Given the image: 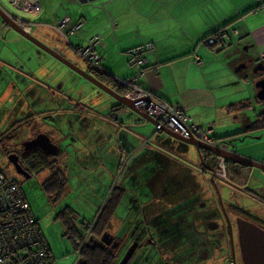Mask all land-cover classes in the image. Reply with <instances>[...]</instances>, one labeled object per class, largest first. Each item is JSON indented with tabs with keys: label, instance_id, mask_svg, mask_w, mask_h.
Segmentation results:
<instances>
[{
	"label": "crops",
	"instance_id": "obj_1",
	"mask_svg": "<svg viewBox=\"0 0 264 264\" xmlns=\"http://www.w3.org/2000/svg\"><path fill=\"white\" fill-rule=\"evenodd\" d=\"M36 1L38 8L32 13H35L39 19L41 17L47 20L52 19V21L41 20L40 23L53 24L64 17H69L67 12L58 8V0L54 2L56 10L50 7L53 5L52 0ZM69 1H76L84 5L92 4L88 8L79 7L82 10L83 21L86 20L88 13H92L95 9L93 3H97L93 2L95 0ZM115 1L109 0V4L104 6L113 15L115 28L113 27L114 30H104L103 28L99 32L98 36L101 39L97 50L101 54V67L113 77L127 78L137 75V83L141 88L170 105L180 108L192 122L211 128L215 144H223L229 139L234 141L237 138L246 142L247 138H251L248 137V134L240 135L238 133L257 118L260 111L253 112L249 116L244 113L237 115V110L243 109L238 107V103L241 101H248L246 107H249L251 99L258 100L257 89L252 84L255 82V78L250 68L251 62L264 53V6H258L255 0H129L127 6L130 11L125 15L126 20L127 18L129 20L130 17L132 20L131 22L126 21L124 24L122 13L120 11L113 12L110 8ZM77 10L79 11V9ZM104 13L100 11L99 7L97 8L96 14L104 15ZM81 23H77L74 27H79ZM124 25L128 27V30H124L126 28ZM139 25L148 27V29L139 31L137 29ZM4 26L6 25L4 24ZM33 26L30 31L32 35H34ZM220 27H223L225 31L224 40L213 46L203 44L202 37ZM6 28L11 30L7 26ZM232 30H236V32L233 33ZM90 36H87V40L82 44L79 43L73 47L86 46L92 37ZM43 39L47 38L43 36ZM235 40L237 41L233 43ZM44 41L47 46L56 49L65 58H69L66 49L52 44L51 41ZM146 43L152 44L153 47L142 53L145 62L142 66V73H139L138 69L129 64L127 51ZM238 48L250 53L245 54L244 57H225L226 53L228 55L231 50L235 51ZM194 56L200 59L199 63L194 61ZM219 56H222L220 65L216 63ZM55 60L53 61L46 53H43L42 49L13 30L4 34L0 30V135L12 125L14 127L19 125L15 132L17 136L20 133L23 134L22 129H30L31 126L39 124L38 120L45 115L59 117L61 119L58 120L60 128V123L63 120H65L64 123L72 125L69 134H76V131L83 132L82 129L86 128L91 133L90 142H93L94 145L96 143L101 145V140L104 139V146L109 145L108 153L116 165V171L124 169L126 163L134 157H138L140 160L148 154H157L161 158V162L172 164L171 167L167 166L168 171L173 169V165L182 169L187 183L189 182L188 190L191 191V178H196L191 170L190 162L187 161L188 158L184 154V151L190 148L188 145L171 138L162 131H155V128L150 126V124L153 126L154 124L141 118L125 106L118 111L109 113L111 106L115 105L117 101L109 97V99H103V93L95 91L96 89L91 88L82 93H70L68 90L70 79L77 81L80 76L76 73L78 77L71 75L72 70L66 66L68 70H71L67 75L68 70L63 68L64 64ZM236 65L240 66L234 68ZM65 74L66 78L63 76ZM54 76L56 77L54 78ZM223 76H226L228 81L221 84L231 86L230 90L234 88L232 92L224 91L222 93L219 88L220 84L217 85L216 79ZM60 78L61 81H59ZM246 78L251 81L248 88ZM247 92L249 94H246ZM233 95L238 98L232 99ZM96 100L99 101L96 102ZM92 103L95 108L91 107ZM96 106L100 108L96 109ZM111 113L115 115V118L109 117ZM66 127V125L62 126L60 130L59 128L51 129L56 133L55 135L59 136L55 139L62 140V137L66 136L61 132ZM46 131L45 134H47ZM105 131L108 134L105 135ZM48 133L50 132L48 131ZM261 136L262 134H259L258 137H254L258 144L254 150H242L237 147L234 149L239 155L264 164V147H262L264 142H260ZM15 137L8 144L11 147L12 142L17 140ZM145 138L149 141L142 145V139ZM54 144L60 149L56 142ZM91 146L89 145L87 148H92ZM64 156L65 151L60 154L58 162L64 167L65 175H67L68 167L65 166ZM91 158V162L85 161L83 158L86 166V163H94L92 160L95 159L92 157V153ZM197 168L199 171V173L196 172L197 180L199 176L206 179L198 164ZM253 169L254 167H251L246 185L237 190L264 204V183L257 184L255 179L250 178L254 172ZM155 171L152 169L151 173ZM215 176L219 177L220 175ZM67 184L64 194L67 191ZM117 185L114 182L109 190L112 186L117 187ZM156 185L159 186V184ZM134 186H131L132 190ZM140 186L138 184V187ZM126 190H128L127 187H125ZM155 200L156 198L141 204L145 206L146 202H155ZM229 201L232 203V199ZM119 203L121 205L123 202L120 200ZM124 203L126 202L124 201ZM125 205L127 206L128 203ZM69 206L71 205L69 204ZM83 222L90 223L86 220Z\"/></svg>",
	"mask_w": 264,
	"mask_h": 264
},
{
	"label": "rangeland",
	"instance_id": "obj_2",
	"mask_svg": "<svg viewBox=\"0 0 264 264\" xmlns=\"http://www.w3.org/2000/svg\"><path fill=\"white\" fill-rule=\"evenodd\" d=\"M55 0H52V4L50 7H52L54 10H56V6L54 4ZM58 8H62L67 14L69 15V20L67 21L66 26L62 27V32L66 34V37L62 35L61 32L54 30L50 24L47 23H40L41 20H47L41 17L40 19L37 18L36 14L32 12H27L20 10L16 8L9 0H0V6L1 8L9 13L14 15L16 18L21 19L24 22H31L33 26V34L34 36L42 41L44 44H46L44 40H47V42H52V44H57L64 49H66L68 52V59L77 65L78 67L82 69L87 68V63L77 55V53L74 50V47L76 44H82V42L87 40V36H94V35H100L99 32L101 29L104 28L107 30H114L113 24L115 23V20L113 19V15L111 14L110 10H106L104 6L106 7L109 4V0H95L93 2H97L96 4L93 3V6H95V9L92 11V13H88V16L85 21L82 20V10L80 8L86 7L88 8L92 4H80L76 1H69V0H58ZM129 0H116L114 5L112 4L110 6L111 10L113 12L120 11L122 15L124 16L122 18V22L126 24V21L132 20V17L130 19L126 20V13L130 11L129 6ZM80 7V8H79ZM100 8V11L104 13V15L96 14L97 8ZM79 9V11L77 10ZM102 9V10H101ZM95 11V12H94ZM108 11V12H107ZM55 14V12H54ZM109 16V18H108ZM117 20V19H116ZM47 21H52V19H49ZM61 21V20H60ZM54 22V21H53ZM80 26L77 29H74V25L77 23H80ZM34 23V24H33ZM136 25V23H134ZM114 27V28H113ZM124 27H126L124 25ZM139 31H145L148 29V27H143L142 25H139L137 28ZM0 30H2V34L5 32L8 33L11 30H8L6 26L2 23V20L0 18ZM124 30H128V27L124 28ZM135 35V33H133ZM46 37L47 39H43ZM90 36V37H91ZM102 36V35H101ZM103 38V37H102ZM122 39V38H121ZM49 40V41H48ZM111 40V39H110ZM237 40H235L233 43H235ZM231 43V44H233ZM228 46V45H227ZM221 50V49H220ZM43 51V50H42ZM46 55L50 57L53 61H56L54 57L49 55L47 52ZM250 52H244L238 48L237 50H231L229 54L225 55V57H244L245 54H249ZM28 54V53H26ZM222 55V54H221ZM222 59V56H219L218 62H216L218 65H220ZM117 61V59L115 58ZM240 65H236L234 68H238ZM63 68L65 70H68L66 66L63 65ZM68 70L67 75L69 73ZM71 75H76L75 72H70ZM65 76V78L67 77ZM78 75V74H77ZM76 75V76H77ZM56 76H54L55 78ZM78 77V76H77ZM67 80V79H66ZM61 81V78L59 79ZM228 81L226 76L220 77L216 79L217 85L220 84V89L222 93L225 92H232L230 88L231 86H225L226 84H221ZM246 86L247 88L251 85V81L246 78ZM254 85V83L252 82ZM96 89L95 91L103 93V99H109L115 101L114 98H112L109 94L106 92L100 90L99 88L95 87L93 84H91L89 81L84 79L83 77H79L77 81H72L70 79V87L68 88L70 93L74 92H83L87 91L89 89ZM226 88V89H225ZM238 89V88H237ZM249 92V91H248ZM246 94H249V93ZM109 97V98H108ZM238 98L236 95L232 97V99ZM231 99V100H232ZM227 100V99H226ZM99 101V100H98ZM96 100V102H98ZM227 102V101H226ZM232 102V101H231ZM93 104V103H92ZM92 108L94 107V104L91 105ZM100 107L96 106V109ZM264 110V100L257 102L254 99H251L250 106L245 107L242 110H237V115H240V113H244L246 115L251 116L253 112H261ZM213 113V112H212ZM239 117V116H238ZM229 119V118H228ZM61 120L59 117H52L49 115H45L41 117L38 120L39 124H36L34 127L24 128L23 134L20 133L19 135H15V139L12 142V149L17 151L18 154L21 153L22 149V143L28 139L33 138L38 133H47L50 140L52 142H56L58 146L60 147L61 153L65 151V166H67V191L64 195H62L57 201H54L53 198L49 197V195L45 192L43 189L41 183L42 181L50 174L49 170H44L38 174H33L27 178H24L22 175L16 173L13 165L9 162L8 156L0 151V169L4 172V174L9 179L16 180L20 187L22 188L24 195L26 199L28 200L31 210L35 218L39 222V227L41 229V232L45 238V240L48 243V246L50 248V252L52 257L55 260L56 264H75L76 258L78 255V251L76 250V244H77V238L72 239L65 227V225L62 223V220L60 217H58L59 211L65 206V205H71L70 207L73 209V215L74 223L77 227H83L84 224L82 223L83 220H86L87 222H92L97 214L99 213V210L102 207V203L107 197V193L109 191V188L114 182L116 184H120L122 179L124 178V174L126 171V166L124 169L122 168L120 171H116V165L113 162V159L111 158L109 152V145L106 147L104 146L105 140H101V145L99 144H93V142H90L91 139V133L88 131V129L83 128V132L76 131V134H69V130L72 127L69 123H64L65 120H63L60 125L67 126L65 129L63 128L61 130L64 135L62 137V140L55 139L59 136L55 135L56 133L53 132L51 129L53 128H59L61 129L59 125V121ZM213 120V119H212ZM216 120V119H215ZM217 121V120H216ZM206 125H209L206 123ZM104 130H105V125ZM150 126L153 128L154 126L150 124ZM45 130V131H44ZM20 131V132H22ZM48 131L50 133H48ZM104 133V131H102ZM22 134V135H21ZM108 134L107 131H105V135ZM259 134H262L260 137V142H264V128L256 129L253 131H250L248 133V137L251 138H245L246 142H242L243 139L237 138L233 141V146L240 148V149H251L254 150L258 144H256L254 137H258ZM103 135V134H102ZM252 143L251 145L249 143ZM247 145H246V144ZM249 144V145H248ZM91 146L92 148H87L88 146ZM189 146V145H188ZM189 150L184 151L185 156L188 158V162H190L191 170L193 172V175H195V178H197V173H199L197 168V162L198 157L196 154V151L192 146H189ZM264 147V145H262ZM91 153L92 157L95 160H92L94 163H86L85 161L91 162ZM60 157V156H59ZM83 158L85 161H83ZM179 159V157H177ZM79 160V161H78ZM67 162V163H66ZM221 162V161H220ZM114 166V167H113ZM254 172L251 174V179H255L256 183H264V172L258 168L254 167ZM223 173L222 167L219 169V177H215L217 181H215V185L217 187V191L219 193V196L221 200H230L232 199V203H234L236 206L242 209V211L247 214V217L249 221H253L255 223L262 222L264 223V204L259 202L258 200L251 199L249 196L244 195L240 190H237L240 188L239 186L232 185L228 180H226L225 175ZM200 175V174H198ZM201 178V179H199ZM255 182V181H254ZM198 183L201 184L202 189L207 188V183H205V180L199 176L198 177ZM108 189V190H107ZM128 203V202H126ZM124 203V205L126 204ZM246 207V208H242ZM126 205L123 207L122 203L118 204L117 208L114 211L113 218L111 219L110 223L112 224L113 231L116 228V223H127L126 220ZM116 216V219L114 218ZM118 217V218H117ZM247 219V220H248ZM250 221V222H251ZM140 223V222H138ZM118 227V226H117ZM111 224L108 226V230H111Z\"/></svg>",
	"mask_w": 264,
	"mask_h": 264
},
{
	"label": "flooded vegetation",
	"instance_id": "obj_3",
	"mask_svg": "<svg viewBox=\"0 0 264 264\" xmlns=\"http://www.w3.org/2000/svg\"><path fill=\"white\" fill-rule=\"evenodd\" d=\"M251 63L255 82L263 79L264 57H257ZM206 154L203 152V157ZM160 159L157 154H148L126 163L117 195L123 207L124 201L128 202L127 223H116L118 227L114 231L115 223H109L112 229L108 230V225L99 235L93 236L88 231L85 239L78 240L75 264L81 263V252L89 244L108 252L112 264H264V256L246 249L242 221H249V217L234 203L221 200L213 185L216 176L211 180V172L203 171L198 160L207 188L202 189L197 178H191L189 191L182 169L173 165L168 171L167 166L172 164ZM218 160L214 156L206 159L217 176L220 167L225 172L224 163ZM152 169L156 171L151 173ZM132 185H135L133 190ZM154 198L155 202L141 204ZM251 222L264 230V223Z\"/></svg>",
	"mask_w": 264,
	"mask_h": 264
},
{
	"label": "built area",
	"instance_id": "obj_4",
	"mask_svg": "<svg viewBox=\"0 0 264 264\" xmlns=\"http://www.w3.org/2000/svg\"><path fill=\"white\" fill-rule=\"evenodd\" d=\"M9 1L16 8L27 12H34L38 8L36 0ZM255 1L260 6H264V0ZM7 14L25 31L30 33L33 26L31 22H24L12 14ZM68 20V17H64L61 21H56L50 26L62 33L61 28L66 26ZM77 28L78 26L74 27V29ZM232 32L235 33L236 30H232ZM62 34L66 37L65 33ZM224 38V29H219L202 42L205 45L213 46L221 43ZM100 39V36L94 35L88 40L86 46L74 47L77 55L87 63L86 70L90 68L102 69L101 54L97 50ZM152 47V44L146 43L130 50L129 64L138 69L139 73H142V66L145 62L142 53L152 49ZM194 61L199 63L200 59L194 56ZM114 79L124 86L123 95L129 100L136 101L135 106L138 110L156 122L154 124L155 131L166 129L183 137L192 136L205 144H215L211 128L192 122L190 117L180 108L170 105L141 88L137 83V75L127 78L114 77ZM148 141L147 138L142 139V145ZM79 245L80 242L77 240L76 246ZM0 264H56L22 188L19 184L10 180L1 169Z\"/></svg>",
	"mask_w": 264,
	"mask_h": 264
},
{
	"label": "trees",
	"instance_id": "obj_5",
	"mask_svg": "<svg viewBox=\"0 0 264 264\" xmlns=\"http://www.w3.org/2000/svg\"><path fill=\"white\" fill-rule=\"evenodd\" d=\"M258 6L260 5L258 4ZM219 29H223V27L209 32L202 37L201 41L214 34ZM130 50L131 49H129L127 52L129 53ZM89 70L91 74H93L99 81H101L105 85L111 87L119 94L124 93V86L117 83L114 77L107 71H105L104 68H90ZM231 106L233 107L234 105ZM246 106H248V101H241L238 103V107L240 108H244ZM121 108H124V106L117 102L115 105L111 106L109 113L118 111ZM109 117L113 119L115 118V115L111 113ZM18 127L19 125L17 127H14V125H12L5 133L0 135V151L7 156L10 153H16L19 164L30 176L33 174H38L44 170H49L50 174L42 181L41 185L45 192L49 195V197L53 198L54 201H57L64 194L65 186L67 184V177L65 175L64 167L58 162L61 150L58 149L57 153L54 155H45L39 148H32L30 150L21 149V153L18 154L17 151L13 150L12 147L8 145L12 138L15 137V132ZM261 128H264V111L259 112L257 118H255L251 123L245 126L238 134L246 135L250 131ZM223 163L225 166L224 175L226 180H228L231 184L233 183L232 185L235 186H245L250 176L251 167L248 165H238L231 161H223ZM10 180L19 184L14 179ZM117 193V187L112 186L94 221L87 224L82 222L84 224L83 227H77L75 225V216L73 215V209L69 205H65L59 211L58 217L61 218L62 223L65 225L69 236L72 239L77 238L79 241H81L85 239L88 233L92 234L93 236L94 234L99 235L102 230L106 229L119 202V196L117 195ZM81 255L82 259L81 263L79 262L80 264H112L110 254L108 252L99 249L97 246L92 247L91 244L84 247Z\"/></svg>",
	"mask_w": 264,
	"mask_h": 264
},
{
	"label": "water",
	"instance_id": "obj_6",
	"mask_svg": "<svg viewBox=\"0 0 264 264\" xmlns=\"http://www.w3.org/2000/svg\"><path fill=\"white\" fill-rule=\"evenodd\" d=\"M0 18L2 20V23H4L8 28L12 29L14 32L21 35L22 37H24L25 39H27L28 41H30L31 43H33L34 45L42 49L43 51L47 52L49 55H51L58 61L63 63L73 72L83 77L87 81L91 82L93 85H95L102 91L109 94L118 103L122 104L123 106H125L132 112L136 113L141 118L149 121L150 123L152 124L156 123L153 119L149 118L148 116L144 115L141 111L138 110V108L135 106L136 101L129 100L124 95L119 94L118 92L113 90L111 87L105 85L104 83L99 81L97 78H95L88 70L78 67L77 65L72 63L69 59L61 55L56 49L47 46L42 41L37 39L34 35L25 31L21 26H19L14 21V19H12L1 8H0ZM261 57H264V53L261 54ZM254 87L257 89V92H256L257 99L260 101H263L264 100V78L254 82ZM162 132H164L165 134H167L173 139H176L186 145L192 146L194 150L196 151L199 164H201L202 166V170L211 172V177H210L211 180H213L216 170L210 167L206 163L207 157H210V156L216 157L217 159H219L218 161H221V160L222 162L231 161L238 165H242V166L248 165L250 167H255V168H258L264 171L263 163L253 161L242 155H239L234 149L232 139L227 140V142L223 144L209 145V144H205L195 139L192 136L183 137V136L175 134L166 129H162ZM22 148L24 150H30L32 148H39L45 155H54L58 151V147L50 140L49 136L45 133H38L33 138L24 141L22 143ZM203 152L207 153L206 156L204 157L202 155ZM8 160L13 165L16 173L22 175L24 178H27L30 176L19 164L16 153H10L8 155ZM213 185L217 191V187L214 182H213ZM242 222L244 223V226H245L242 230V233H244V238H245L244 242L247 244L246 249L251 251V253H253L254 255L256 254L258 256H264V230L250 221L243 220Z\"/></svg>",
	"mask_w": 264,
	"mask_h": 264
},
{
	"label": "clouds",
	"instance_id": "obj_7",
	"mask_svg": "<svg viewBox=\"0 0 264 264\" xmlns=\"http://www.w3.org/2000/svg\"><path fill=\"white\" fill-rule=\"evenodd\" d=\"M123 95V94H122Z\"/></svg>",
	"mask_w": 264,
	"mask_h": 264
}]
</instances>
